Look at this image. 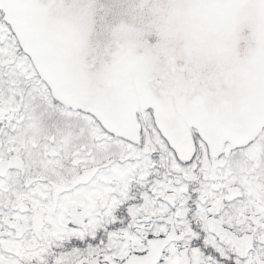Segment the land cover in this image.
I'll use <instances>...</instances> for the list:
<instances>
[{
	"label": "snow or ice",
	"instance_id": "snow-or-ice-1",
	"mask_svg": "<svg viewBox=\"0 0 264 264\" xmlns=\"http://www.w3.org/2000/svg\"><path fill=\"white\" fill-rule=\"evenodd\" d=\"M0 264H264V0H0Z\"/></svg>",
	"mask_w": 264,
	"mask_h": 264
}]
</instances>
